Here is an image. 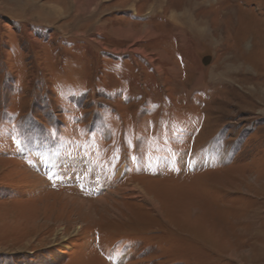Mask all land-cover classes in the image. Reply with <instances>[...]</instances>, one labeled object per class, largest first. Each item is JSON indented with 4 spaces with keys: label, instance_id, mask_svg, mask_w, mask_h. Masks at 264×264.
<instances>
[{
    "label": "rangeland",
    "instance_id": "obj_1",
    "mask_svg": "<svg viewBox=\"0 0 264 264\" xmlns=\"http://www.w3.org/2000/svg\"><path fill=\"white\" fill-rule=\"evenodd\" d=\"M0 264H264V0H0Z\"/></svg>",
    "mask_w": 264,
    "mask_h": 264
},
{
    "label": "bare ground",
    "instance_id": "obj_2",
    "mask_svg": "<svg viewBox=\"0 0 264 264\" xmlns=\"http://www.w3.org/2000/svg\"><path fill=\"white\" fill-rule=\"evenodd\" d=\"M190 21V20H189ZM201 82V81H200ZM73 169V168H72ZM74 170V169H73ZM166 200V199H165Z\"/></svg>",
    "mask_w": 264,
    "mask_h": 264
},
{
    "label": "trees",
    "instance_id": "obj_3",
    "mask_svg": "<svg viewBox=\"0 0 264 264\" xmlns=\"http://www.w3.org/2000/svg\"><path fill=\"white\" fill-rule=\"evenodd\" d=\"M35 261L37 260V259H34Z\"/></svg>",
    "mask_w": 264,
    "mask_h": 264
}]
</instances>
